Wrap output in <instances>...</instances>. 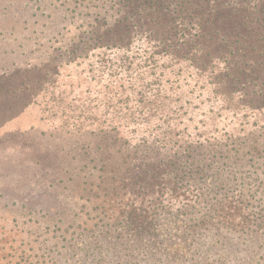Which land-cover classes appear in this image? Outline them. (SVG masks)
<instances>
[{
	"label": "rangeland",
	"instance_id": "rangeland-1",
	"mask_svg": "<svg viewBox=\"0 0 264 264\" xmlns=\"http://www.w3.org/2000/svg\"><path fill=\"white\" fill-rule=\"evenodd\" d=\"M80 1L0 0V264H121L125 253L136 261L170 253L197 256L189 264H264V118L252 126L257 118L246 108L264 105V97L238 102L236 95L196 110L181 127L192 137L185 132L180 142L203 133L214 147L191 156L203 168L187 176L196 192L184 209L168 204L169 196L156 201L157 188L123 177L127 168L128 179L140 173L137 159H168L165 151L146 155L133 135L75 131L88 129V106L73 99L90 98L94 75L88 61L54 50L58 32L81 23L89 9L99 14L102 4L81 8ZM45 61L53 70L64 65L59 83L46 90L34 71ZM210 106L228 111L203 115ZM237 106L243 110L234 115Z\"/></svg>",
	"mask_w": 264,
	"mask_h": 264
},
{
	"label": "trees",
	"instance_id": "trees-1",
	"mask_svg": "<svg viewBox=\"0 0 264 264\" xmlns=\"http://www.w3.org/2000/svg\"><path fill=\"white\" fill-rule=\"evenodd\" d=\"M80 2L81 8L85 2L102 4L99 14L95 16L98 12L89 9L91 15L81 23H70V27L58 32L61 46L54 51L60 52L59 58L69 56L71 60L88 61L89 72L94 75L90 80L95 84L94 89L89 86L87 91L90 98L77 94L73 99L82 107L87 102L84 119L88 121V129L67 128L120 140L133 135L146 155L147 150L165 151L168 159L153 163L146 156L148 159H137L136 171L140 173L128 179L126 174L131 169L127 168L123 179L141 189L157 188L160 198L156 201L169 196L168 204L188 208L191 194L196 191L193 186L188 187L187 176L203 173L191 156L214 147L203 133H196L194 141L186 140L183 145L180 141L185 132L188 138L192 135L189 126L181 127L185 121L193 122L194 115H198L196 110L207 103L220 106L223 101L234 100L232 97L236 95L238 102L245 97H264V0ZM75 24L79 25L71 27ZM51 58L50 55L47 59ZM49 65L45 61L42 68L34 70L40 73L38 84L44 90L49 84L59 83L64 67L59 65L53 70ZM43 69L45 72H41ZM227 87L232 88L230 96ZM65 102H69L67 98L58 100L59 104ZM252 106L246 108L251 110V117L257 118L252 126L258 127L264 118V105ZM217 108L210 106L203 115L228 111L224 106ZM241 110L237 106L231 112L238 115ZM258 146L257 143L255 151H260ZM127 151L128 148H123L120 157ZM192 258L167 253L162 261L153 255L148 261H143L144 258L136 261L133 255L125 253L122 263L189 264L187 260L198 263L197 256Z\"/></svg>",
	"mask_w": 264,
	"mask_h": 264
}]
</instances>
